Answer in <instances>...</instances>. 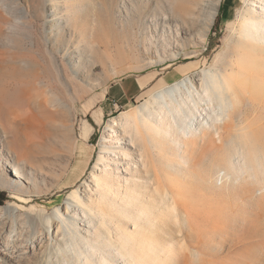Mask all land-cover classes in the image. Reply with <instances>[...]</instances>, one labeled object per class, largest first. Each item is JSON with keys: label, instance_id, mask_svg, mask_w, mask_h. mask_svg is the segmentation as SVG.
<instances>
[{"label": "rangeland", "instance_id": "374dc122", "mask_svg": "<svg viewBox=\"0 0 264 264\" xmlns=\"http://www.w3.org/2000/svg\"><path fill=\"white\" fill-rule=\"evenodd\" d=\"M183 2L0 0V121L21 131L39 161L38 186L13 188L5 179L0 185L8 194L0 205V238L17 242L8 264H74L79 252L86 264H140L146 249L142 264H177L184 253L207 257L206 264H248L249 254H263L264 66L259 62L253 72L245 66L238 76L239 67L229 70L233 82L221 96L202 87L220 72L233 24L253 3L221 0L222 29L201 37L200 26L186 22ZM254 5L264 14V0ZM185 65L183 77L195 76L193 90L204 100L195 96L192 109L186 94L179 106L173 98L153 102L154 129L149 135L142 125L141 147L124 116L175 82L174 72L162 79L166 71ZM66 72L83 84L71 108L46 92ZM151 78L130 102L108 91ZM7 175L14 179L12 170ZM175 196L204 205L201 243L182 233L168 238L180 221L172 212ZM58 209L51 232L28 219ZM190 221L183 220L187 229ZM36 235L33 248L28 242Z\"/></svg>", "mask_w": 264, "mask_h": 264}, {"label": "bare ground", "instance_id": "6f19581e", "mask_svg": "<svg viewBox=\"0 0 264 264\" xmlns=\"http://www.w3.org/2000/svg\"><path fill=\"white\" fill-rule=\"evenodd\" d=\"M204 1H206V3ZM251 1L253 4L249 6L247 11L240 13L237 23H232L233 32L229 41H226L224 53L220 59V72L217 74H209L207 81L202 84L204 92H206L208 96H210L212 92L220 96L225 93V90H227L232 84L234 77L229 70L234 71L236 67H239L238 72H236L238 76L240 74V70L244 73L245 66H247L252 72L259 69L262 65L264 66V14L258 12L254 5V2H257V0ZM183 3L187 6L186 14H188V19H186V22L191 25V28L192 26H200L201 37H206L213 29L214 19L221 6V0H184ZM64 20H68V18ZM176 56L178 55L176 54L175 57ZM162 60L164 61V59ZM259 62L262 63V65L259 64ZM103 68H105V66H103ZM57 75V86L49 88L46 92L52 94L54 100L59 102L61 105L71 108L72 102L75 101L76 97H79V92L80 89L83 88V84L81 81L77 80L75 76H71L67 72L65 73L66 78H63L59 74ZM206 76L207 75L205 74L203 78H206ZM194 81V75H186L182 79L175 81L173 84H168V86H164L163 88L161 87V89L159 88V90L155 91L151 95L150 99H148L144 104V108L141 111L133 110L131 112H127L128 114L125 115L124 118H127L129 121L123 123V126L134 130L132 133V141L141 142V147L144 148L145 136L142 125H147L145 130L149 132V135H151L150 131L154 129V125L150 119V105L153 102H160V100L173 98V100H176L177 106H179V98L183 97V94H186V99H184L185 106L187 109H192V104H198L195 96L204 100L200 91H196L195 93V89L193 90ZM55 90H60L64 93L59 95L55 92ZM0 104L2 105V102H0ZM203 109L206 108L204 107ZM172 112L170 111V113ZM184 112L185 111H183V113ZM201 114L203 115V112H201ZM204 119L205 118H203V120ZM0 123L5 132V138L0 140V185L4 184L3 181L5 179V181H7L13 188L23 184V182L24 184L28 183L33 186H38L36 182L37 169L33 170V168L37 167L36 165L39 164V161L36 159V155L34 154L35 151L32 146L25 141L23 143V139L21 138L22 134L19 129L12 130L10 127H7L2 120ZM163 127L165 128V123L163 124ZM20 140L22 144H25L23 145L24 147H21L22 149L18 145ZM29 166L31 168H29ZM9 169L12 170V176H14V179L7 175ZM40 170L42 174L49 176L47 175L48 173L43 171L44 169L41 168ZM62 176L63 173L60 175V178H62ZM74 197L78 199L77 194H75ZM173 204L174 206L172 208V212L174 216L180 217V221L179 223L175 221L174 224L171 225V230L167 231L170 235L168 238L179 239L181 236L179 233H182V236H187L190 240H195L201 243L202 237L207 232V227L202 224L204 218V205L194 207L189 205L185 198H177L176 196L173 199ZM5 207L12 213H14L17 209V207L12 204H8ZM44 213L41 214L42 218L30 213L28 215V219L33 222L36 228H42L46 233L51 232L53 231L52 228L55 221L61 219L58 215L59 209L56 213L47 214L45 211ZM185 218L191 220L190 227L188 229L183 223ZM66 220L68 219H62V221L66 222L67 225H75V222L71 219L68 220V222ZM76 226L77 225H75V227ZM63 234L65 233L63 232ZM38 239H40V236H34V238L28 242L29 245L35 248ZM16 248V238H0V264H8L5 259L9 256H13L14 260ZM208 249L209 248L207 246L205 251ZM82 254V252L75 253L74 264L88 263V258H86L87 260L85 262L81 260ZM188 255L190 254H182L181 258L178 259L177 264L208 263L207 257L202 258L201 256L197 257L194 255H190V257ZM148 257V250L146 249V253L141 255L140 264L144 261H148ZM246 261L248 264H264V251L262 255L257 252L249 254V259Z\"/></svg>", "mask_w": 264, "mask_h": 264}, {"label": "crops", "instance_id": "0c3cea01", "mask_svg": "<svg viewBox=\"0 0 264 264\" xmlns=\"http://www.w3.org/2000/svg\"><path fill=\"white\" fill-rule=\"evenodd\" d=\"M185 67L186 65L184 66V68H180V66H175L173 70L166 71L162 79L166 82L168 75L172 72H174L177 76L176 79L172 80L173 82L180 79L181 77H183ZM152 79L153 78L146 80L145 82H140L139 80H137L138 82L136 83H133V81L128 82L127 80H125L126 82L123 83L127 86H130L129 88H125L122 82H118L115 83L108 91L113 95V97L118 98V101L125 103L130 102L133 98H135V96H140L143 94V90L145 89L146 84L148 82L154 81Z\"/></svg>", "mask_w": 264, "mask_h": 264}, {"label": "trees", "instance_id": "16d2710c", "mask_svg": "<svg viewBox=\"0 0 264 264\" xmlns=\"http://www.w3.org/2000/svg\"><path fill=\"white\" fill-rule=\"evenodd\" d=\"M224 10V4L222 3L220 6V11L219 14L216 17L214 27L212 29L213 32H218L222 28L220 27V22H221V16ZM8 199V194L5 191H0V205L4 204Z\"/></svg>", "mask_w": 264, "mask_h": 264}]
</instances>
